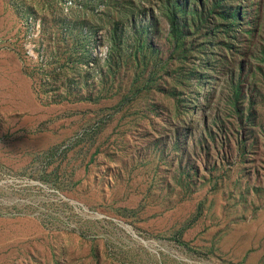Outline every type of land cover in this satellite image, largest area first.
I'll return each mask as SVG.
<instances>
[{"label":"rangeland","instance_id":"obj_1","mask_svg":"<svg viewBox=\"0 0 264 264\" xmlns=\"http://www.w3.org/2000/svg\"><path fill=\"white\" fill-rule=\"evenodd\" d=\"M0 264H264V0H0Z\"/></svg>","mask_w":264,"mask_h":264},{"label":"clouds","instance_id":"obj_2","mask_svg":"<svg viewBox=\"0 0 264 264\" xmlns=\"http://www.w3.org/2000/svg\"><path fill=\"white\" fill-rule=\"evenodd\" d=\"M93 55L96 56L98 61L106 63L111 56L110 45L105 44L103 46H98Z\"/></svg>","mask_w":264,"mask_h":264}]
</instances>
